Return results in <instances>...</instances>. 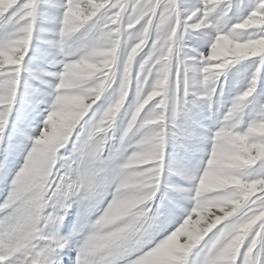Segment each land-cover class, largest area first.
<instances>
[{
    "label": "snow or ice",
    "instance_id": "obj_1",
    "mask_svg": "<svg viewBox=\"0 0 264 264\" xmlns=\"http://www.w3.org/2000/svg\"><path fill=\"white\" fill-rule=\"evenodd\" d=\"M0 264H264V0H0Z\"/></svg>",
    "mask_w": 264,
    "mask_h": 264
}]
</instances>
